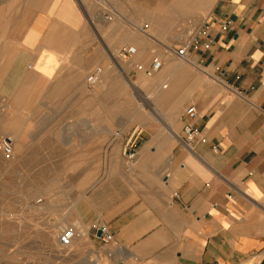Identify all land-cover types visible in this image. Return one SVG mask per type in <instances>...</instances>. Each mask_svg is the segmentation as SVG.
I'll return each mask as SVG.
<instances>
[{"label": "crops", "instance_id": "obj_1", "mask_svg": "<svg viewBox=\"0 0 264 264\" xmlns=\"http://www.w3.org/2000/svg\"><path fill=\"white\" fill-rule=\"evenodd\" d=\"M8 14L17 59L54 107L64 87L86 108V79L101 71L95 118L65 139L77 141L69 166L90 185L51 226L82 231L77 264H264V0H0V28ZM201 30L212 47L177 58L191 31L204 42ZM123 47L135 49L127 61ZM153 61L158 72L136 71ZM124 99L125 117H103ZM186 125L200 133L190 142ZM136 133L130 161L123 148ZM99 224L110 242L95 236Z\"/></svg>", "mask_w": 264, "mask_h": 264}, {"label": "rangeland", "instance_id": "obj_2", "mask_svg": "<svg viewBox=\"0 0 264 264\" xmlns=\"http://www.w3.org/2000/svg\"><path fill=\"white\" fill-rule=\"evenodd\" d=\"M167 16L173 19L172 23L178 22L174 21L178 14ZM10 20L8 14L7 25L0 28V264H77L79 259L73 252L83 242L77 241L76 236L72 247L64 250L58 245L57 234L59 227L68 226H51L69 214L70 206L73 208L90 185V174L79 173L78 168L71 170L69 162L79 158L68 154L77 141L68 143L65 138L74 139L83 130L85 125L78 124L81 120L95 118L93 91L98 85H90L86 79L87 94L91 95L86 108L82 103L84 94H64V87H60L58 96L59 104H63L54 107L45 85L34 86L22 58L18 61L17 47L12 44L16 32ZM171 32L173 36L186 37L183 30ZM108 98L103 95L104 108L110 103ZM71 99L74 107L81 109L64 108ZM113 103L116 108L117 97ZM97 112L101 116V111ZM114 112L125 117V99L114 111L103 109V117L110 118ZM95 128L91 125L87 134ZM6 141L12 149L10 157L2 153ZM79 236L82 240L81 233ZM90 260L91 264L95 261L93 257Z\"/></svg>", "mask_w": 264, "mask_h": 264}, {"label": "built area", "instance_id": "obj_3", "mask_svg": "<svg viewBox=\"0 0 264 264\" xmlns=\"http://www.w3.org/2000/svg\"><path fill=\"white\" fill-rule=\"evenodd\" d=\"M227 28H228V22L223 21L220 25V30L226 31ZM194 35L188 41H186V43H183L180 48L176 49L173 52L177 58L185 59V57L187 56V51L190 48L202 47L203 49L208 50V49H210V47H212L214 41L210 36H208V34L206 33L205 30L199 31V36H201L202 38L205 39L204 42H202V43L198 42V37H196ZM134 55H135V49L133 47H124L118 51V53L116 54V57L120 60L127 61L128 59H130ZM160 67H161V62L153 61V63H151L149 68H145L143 66H137L136 71L143 72L145 75L149 76V75H152V74L158 72ZM100 74H101L100 69L94 70L87 77V82L90 85H95L99 81ZM185 114L189 117L194 116V114H195L194 108L191 107V108L187 109L185 111ZM183 133L185 135V139L187 142H190L193 139L197 138L200 134L199 131L192 128L191 125H186L183 128ZM138 135H139V133H136L134 136H131L129 138V140L124 144L123 151H124L127 159L130 161L135 159L136 149H137L136 138ZM1 148H2V153L5 157H10L12 155V149H11L10 142H8V141L3 142ZM94 229H95V233H94L95 236L98 239H100L102 242L108 243L112 240V237H111L110 233L108 232L105 225L99 224V225L95 226ZM98 232L100 233V236H97ZM76 236H79V233H77V235H75V231L73 228L65 227V228L61 229L60 232L57 234L58 245L62 249L68 250L72 247L73 240Z\"/></svg>", "mask_w": 264, "mask_h": 264}, {"label": "bare ground", "instance_id": "obj_4", "mask_svg": "<svg viewBox=\"0 0 264 264\" xmlns=\"http://www.w3.org/2000/svg\"><path fill=\"white\" fill-rule=\"evenodd\" d=\"M109 2L111 1V0H108ZM124 48V47H123ZM116 54H117V52H116ZM66 139V138H65ZM9 141V140H8ZM65 228V227H64ZM59 229L61 230V229H63V226L62 227H59ZM77 230V231H76ZM78 228H75L74 229V231H75V235H77V233H78ZM59 231V230H58ZM80 233H82V231L81 230H79V235H80ZM82 236V235H81ZM98 236V235H97ZM121 251V250H120ZM115 252V251H114ZM122 252V251H121Z\"/></svg>", "mask_w": 264, "mask_h": 264}, {"label": "water", "instance_id": "obj_5", "mask_svg": "<svg viewBox=\"0 0 264 264\" xmlns=\"http://www.w3.org/2000/svg\"><path fill=\"white\" fill-rule=\"evenodd\" d=\"M97 235L100 236V233L98 232Z\"/></svg>", "mask_w": 264, "mask_h": 264}]
</instances>
